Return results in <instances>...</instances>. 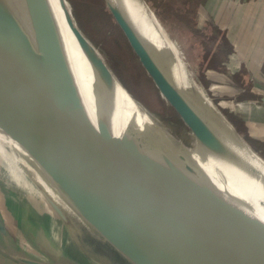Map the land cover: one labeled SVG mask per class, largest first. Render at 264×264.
Returning a JSON list of instances; mask_svg holds the SVG:
<instances>
[{
    "label": "water",
    "instance_id": "95a60500",
    "mask_svg": "<svg viewBox=\"0 0 264 264\" xmlns=\"http://www.w3.org/2000/svg\"><path fill=\"white\" fill-rule=\"evenodd\" d=\"M137 1L144 17V6ZM59 2L69 30L84 50L82 40L91 43L71 19L65 2ZM104 2L182 121L181 102L161 88L159 72L130 22ZM166 51L169 61H176L174 53ZM158 52L162 53L159 48ZM99 56L109 69L100 51ZM178 66V73L182 72ZM109 71L141 113L132 95ZM189 86L192 98H188L193 99L199 93ZM0 99L13 115L0 109V133L27 154L75 212L129 264H264V229L241 214L239 207L245 203L232 199L213 182L205 190L191 184L177 150L175 160L169 151L153 152L134 131L132 142L85 119L68 96L42 37L29 30L26 42L14 38L10 0H0ZM51 205L64 219L59 208ZM0 236L7 237L1 215ZM14 259L19 264H74L17 253Z\"/></svg>",
    "mask_w": 264,
    "mask_h": 264
},
{
    "label": "rangeland",
    "instance_id": "374dc122",
    "mask_svg": "<svg viewBox=\"0 0 264 264\" xmlns=\"http://www.w3.org/2000/svg\"><path fill=\"white\" fill-rule=\"evenodd\" d=\"M56 1L58 2L59 7L58 9L55 8L53 13L56 15L59 13L61 16L57 17V21H54L56 23L53 22L55 24L54 27L49 24H44L43 22L42 25L40 24V21L37 20L36 24L39 36L42 37L44 44H48L49 42L48 45L58 46L68 55L76 58V55L80 54L76 43L74 42L76 40L66 23L59 0ZM63 1L65 2L64 6L66 11L78 29L89 40V42L101 52L106 66L112 70L123 87L132 95L133 99L139 105L141 113L137 106H135L131 99H129V96L124 89L115 81L123 91L122 102L125 103L124 105L133 110L138 118L149 125V129L140 126H133V129L135 134L147 144L152 151L153 149L159 153H167L169 151L173 158L177 160L175 150H177L178 146L181 144L189 146V142L191 141V139L188 138L190 134L189 130L195 133L194 135L198 136L197 138L203 140V138H205L204 130L206 128H211L215 135L211 139L207 137V144L210 145L209 151L214 150L219 155L225 157L226 155H229V153H232L230 148L231 144L234 142L233 144L237 148L236 152L240 155H249L248 157H245L246 160L249 158L256 160L260 159L242 142L238 134H236L225 120L217 114V112H219L230 124V101L228 100L229 94L226 89L231 86L224 85L231 81L230 76L222 72V74L217 73L218 75L225 77L224 79L222 78L219 80L215 77L216 74H213L214 71H210L208 67L205 68V63L207 62L202 60V54L199 51L198 46L195 44L196 42L199 43L201 40L204 41L205 38L202 39L199 36L196 37L194 35L185 36L187 32L184 29L185 27L188 29L187 26L189 23L179 22L178 17L173 14L174 10L177 11L186 7L185 4L183 5L184 0H141L144 6V11L147 13L150 12L149 15L151 19L149 21V30L159 31L162 35L164 34L165 38L173 48L172 52L182 66L183 74H181V72L177 74V71L174 69H169L164 66H160V68L156 70H158L160 79H162V83L164 82L165 85L164 88H161L173 93L181 102V107L183 109L181 115L184 125L166 97L155 85L148 71L142 65L138 55L129 44L121 28L118 27L113 20L111 14L106 8L104 0ZM163 3L167 4L166 8L173 6L174 9L170 8V10H168L169 13H165L162 10L165 7ZM171 10L173 11L172 14L170 13ZM63 23L64 29L67 30L64 33H62L60 27V25H62L63 28ZM17 33L19 39L25 42L24 38L19 33L18 25ZM74 50H76L77 53H75ZM225 58L226 56L224 55L223 60H225ZM226 60L225 61L229 65V71L232 72L230 69L232 68V58H230V55ZM225 61L223 64H226ZM235 66L237 67L236 63ZM240 70L241 69H234V76L238 74ZM168 76L171 77L169 78ZM175 79L178 81L175 82ZM189 83L191 87L201 95L200 99L204 104L197 101V99H199L197 95H193L192 103L195 104L196 102L198 106L188 104V97L192 98ZM185 93H187V97H185ZM208 114H210V127L206 125L208 124L206 119ZM190 116H194V118H191ZM217 126H222L228 131L225 130L227 135L226 143H224L225 141L223 140L222 133L217 131V128L214 129ZM15 144H13L11 138H7L2 133L0 134V165H6V167L0 166V178H7L10 176V173L21 174L22 170H25L26 173L27 170H30L35 180L42 182L39 177L41 175L37 173V170L32 166L30 161L27 160L25 153L21 148ZM10 145L12 146L13 151L11 150ZM190 160L199 165L205 173L214 179L225 184L236 186L221 172L216 171L210 166L205 165L200 161H196L193 158H190ZM34 172L36 174H34ZM5 181L7 180L5 179ZM213 184L219 187L216 183L213 182ZM239 211L241 214L245 215L244 217H246L247 221L251 224L264 229V205L261 202L246 201L244 205L239 207Z\"/></svg>",
    "mask_w": 264,
    "mask_h": 264
},
{
    "label": "crops",
    "instance_id": "0c3cea01",
    "mask_svg": "<svg viewBox=\"0 0 264 264\" xmlns=\"http://www.w3.org/2000/svg\"><path fill=\"white\" fill-rule=\"evenodd\" d=\"M184 4L188 7L183 19L194 22L192 29L185 27V36L211 38L195 43L202 60L207 62L205 68L214 71L219 80L225 77L217 73L230 76L231 81L223 83L231 86L226 89L230 124L264 159V0H185ZM163 5V9L168 8ZM228 53L232 72L226 62ZM234 69L241 70L234 76ZM30 163L43 183L36 181L30 170L0 178V215L7 231V237L0 236V264H19L14 259L16 253L43 261L129 264L104 243L31 160Z\"/></svg>",
    "mask_w": 264,
    "mask_h": 264
},
{
    "label": "bare ground",
    "instance_id": "6f19581e",
    "mask_svg": "<svg viewBox=\"0 0 264 264\" xmlns=\"http://www.w3.org/2000/svg\"><path fill=\"white\" fill-rule=\"evenodd\" d=\"M107 1L111 8L117 11V14L123 15V17L125 16L127 22H130L128 23L129 26L134 30L135 34H137L136 36L144 46V49L141 47L142 50L148 56L149 61L152 64H155V69L164 66L169 69H174L177 71V74H179L177 69L178 63L181 65L179 60L176 59L177 62L175 60H173V62L169 61L171 60V56L166 51L169 49L172 52V46L169 44V41L165 38L164 34L162 35L159 31L149 30V21L151 17L146 11H144V17L140 15V13H143V10L141 11L138 7L139 2L137 0ZM10 2L12 15L16 19L15 21L12 16L13 36L21 43H24V41L19 39L17 25L19 27V33L26 42L29 30L35 32L39 36L36 24L37 20L40 21V24L43 22L44 24H49L54 27V23H56L54 21H57V17L61 16L59 13H57V15L53 13L54 9H58L59 7L56 0H10ZM60 27L62 33L67 31L64 29V23L63 28L62 25H60ZM74 42L80 53L78 55L75 54L76 58L68 55L58 46L48 45L49 42L48 44L43 43L44 48L49 53L54 65L57 67L64 80L68 96L85 119L103 129L107 127L111 128L118 136L125 137L132 140V142H135L131 132L134 131L133 128L140 126L149 129V125L138 118L133 110L124 105L125 103L122 102L123 91L115 82L116 80L113 78L109 69L104 67V64L100 60L99 51L83 40L84 50L80 47L77 41ZM158 48L162 52L161 54L158 52ZM74 52L77 53L76 50H74ZM168 77L170 78L171 76ZM160 80V86L164 88V82L162 83V79ZM176 81L178 80L175 79V82ZM184 95L187 97V93ZM195 95L199 98L197 101L203 103L200 99V95ZM192 101L193 99H189L188 104L197 105L196 102L193 104ZM0 109L6 112L10 117H13L1 99ZM207 116L206 119L209 125H206L210 127V114ZM190 117L194 118V116ZM216 128L217 131L222 133L223 140L225 141L224 143H226V128L224 129L222 126H217L214 129ZM189 131L190 134L188 138L191 139L189 146L182 144V147L177 149V154L185 167L187 178L191 184L205 190L209 183L214 182L220 188L222 187L229 196L237 202L243 201L245 203L246 201H258L263 202L264 204L263 160L250 158L246 160L245 157H248L249 155H240L236 152L237 148L233 144L234 142L231 144L230 148L232 153H229V155L224 157L214 150L209 151L210 145L207 144V139H211L215 135L211 128H206L204 130V141L197 138L198 136L194 135L195 133L191 130ZM13 144L15 143L13 142ZM15 145L18 146L17 144ZM11 150L13 151L12 146ZM25 156L27 160L30 161L27 154H25ZM190 158L200 161L201 163L210 166L212 169L221 172L236 186L225 184L214 179L205 173L199 165L192 162Z\"/></svg>",
    "mask_w": 264,
    "mask_h": 264
},
{
    "label": "trees",
    "instance_id": "16d2710c",
    "mask_svg": "<svg viewBox=\"0 0 264 264\" xmlns=\"http://www.w3.org/2000/svg\"><path fill=\"white\" fill-rule=\"evenodd\" d=\"M184 2H185V0H184ZM186 3L188 4V1H186ZM183 5H184V3H183ZM187 7H188V5H186V7L185 8H181V9H179V10H177V11H175L174 10V13H173V11L171 12L170 11V13L172 14H175L176 15V17H178V18H181V21H179V22H187V23H189V25L187 26V28L188 29H192L193 28V26H194V22L193 21H186L185 20V18L183 19V17H185V13H186V11H185V9H187ZM190 7V6H189ZM170 8H173L174 9V7L172 6V7H170ZM170 8H167V9H162L165 13H169V11L168 10H170ZM168 12H167V11ZM177 19V18H176ZM205 39H211V38H205ZM218 56H216V58H217ZM215 59V58H214ZM217 60V59H216Z\"/></svg>",
    "mask_w": 264,
    "mask_h": 264
}]
</instances>
